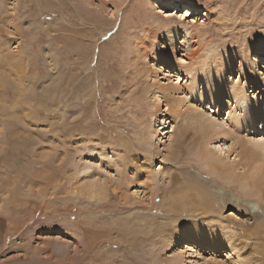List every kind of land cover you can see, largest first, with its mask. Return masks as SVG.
Masks as SVG:
<instances>
[{
    "label": "rangeland",
    "instance_id": "374dc122",
    "mask_svg": "<svg viewBox=\"0 0 264 264\" xmlns=\"http://www.w3.org/2000/svg\"><path fill=\"white\" fill-rule=\"evenodd\" d=\"M238 1L0 0V61L7 68L5 53L29 51L25 85L4 74L0 87V264H170L177 254L182 264H238L236 252L246 264H264V201L209 171L194 128L180 117L207 114L232 135L213 144L225 162L256 167L244 149L248 132L235 124L264 108V55L241 50L244 42L264 47V0ZM219 12L232 20L224 30ZM229 49L232 67L212 80L221 101L194 98V65L207 52L220 65ZM215 76L208 71L195 86ZM158 83L173 88L174 123L150 120L149 91ZM165 122L164 137L156 132ZM254 129L252 140L264 139L262 113ZM85 178L101 192L88 186L79 194ZM222 194L232 203L219 205L214 195ZM188 226L214 245L205 237L178 242ZM222 235L238 251L219 246Z\"/></svg>",
    "mask_w": 264,
    "mask_h": 264
},
{
    "label": "bare ground",
    "instance_id": "6f19581e",
    "mask_svg": "<svg viewBox=\"0 0 264 264\" xmlns=\"http://www.w3.org/2000/svg\"><path fill=\"white\" fill-rule=\"evenodd\" d=\"M161 1H162L161 6L163 7L164 5L167 4L168 0H161ZM241 2H242V0L238 1L237 6L240 5ZM177 3H178V1H176L174 6H176ZM188 6L192 10H197L201 14H204V17L206 16V18L208 20L211 18V14L209 13L208 7L201 6V5L194 3V2H190V4ZM157 7L160 8V5ZM184 11H187L186 12L187 14L190 13V9H187ZM216 18H217L218 27L222 28L223 30L228 28L229 25L232 23V20L229 17H227V15L224 12H219L216 15ZM177 38H178V34H173L171 36V39L169 38L170 47H171V49H169L170 56L175 55L172 47H174V44H175ZM241 50H242V53H245L246 55L250 53V50L258 52V54H260V56L264 55V47L262 44L255 45L253 43L249 44L248 42H244L241 45ZM28 53H29V51L27 50V48H24L23 46L19 47L17 50L12 48L11 52L5 53L6 56L9 58L10 63L8 64V67L5 68L4 63H2L0 61V87L3 86L5 83L4 74H7V75L11 74V77L12 76L17 77L18 78L17 82L19 81L21 87L25 85L24 77L26 74L25 73L26 68H28ZM236 56L237 55L234 53V51H232V49H229L227 51V61L222 60L220 65H219L217 62L216 55L215 54H209L207 52L206 56L203 57L201 64H195L194 65L193 70H196V76L194 78L193 77L190 78L191 81L194 83V87H195L194 98L196 97V99H199L201 102H204L205 100L209 99L213 102V104L220 102L221 101L220 99H222L221 98L222 95L220 94L221 89L219 86H216V88H214V83H212V80L220 77L222 75V71L224 69H226V67L229 66L231 68L232 64H233L232 61L235 60ZM189 67L190 66H188V68ZM2 69H6V70H2ZM217 69H220V70L217 71ZM208 71H210L211 74L214 72L216 76L214 78L209 77V80L204 85L203 89L199 90L198 87L195 85L197 84L198 81H201V79L208 78ZM160 85L161 84H159V86H157L156 84H153L152 87H150V91H149V93H150L149 98L150 99H149V102L147 104L148 111L150 114V120L153 121L154 117L158 116V117H164V118H166V121L169 120L171 123L172 122L174 123V121L176 120L175 119L176 117L174 118L173 112H175V114L177 112L178 117H179L180 112H179V109H177V107H176V98L173 95V88H170L171 87L170 86L169 89H166L164 87V84L162 86H160ZM210 86H212L213 88ZM241 96L242 95H240V92L235 91L232 98L236 99L238 101V103L239 102L241 103ZM161 102H164L166 104V110L165 111H161ZM243 104H245V102ZM257 113H262V115L264 117V108L263 107L261 109L258 108V110L251 109L249 112H247L245 114L244 120L240 119V120L236 121V124H235V128L237 127V130H239V131L247 130V132H248V136H245V138H244V140H246V141H244V144H245L244 149L247 150V152L249 153V155L252 158H256V160L252 159L253 163H255L254 165H256V167H253L250 169H247L240 162H234V163H230V164L226 163L225 158H223L221 156V154H219V152L222 153V151L224 150L222 148V146H220V147L217 146L218 147V152H217V148L215 146H216V144H218L219 139L222 136L227 137L228 140H233V138H232V135H229L225 131L220 132V130L222 129V126H220L217 123L212 122L209 119L207 114L204 115V114H200L198 112L196 115H193L190 113H186V115H185L183 113L182 115H180V117L187 119L188 122L190 123V125L194 128V131H195L196 136H197V142L195 143L197 148L195 149V151L199 155V157L204 160L209 171L216 172L219 175H221L222 176L221 179L228 186L233 185L235 183V184H239L243 190L250 188L251 190L256 191L257 194L255 196L258 198H261V200L264 201V166H263L264 165L263 164L264 158L261 157L264 155V139H261L259 141H254L255 139L252 140L253 139L252 137H254L253 136L254 133H256V131L254 129V124H255V115ZM150 120L147 122V126H148L147 129L148 130L146 129V127L144 125V130L147 131L146 135L149 137L151 135L152 136L154 135V133L152 134L150 131V124H151ZM155 121H156V119H155ZM165 124L166 125L164 127L162 126L161 130L156 132V134L158 133L159 135L165 137V135H167L169 133L168 132L169 127L167 126L166 122H165ZM250 130H253V131H251L252 132L251 134H250ZM149 131H150L151 135L149 134ZM166 131L168 133H166ZM161 132H164V133L161 134ZM233 137H234V135H233ZM246 137H247V139H246ZM213 144L215 146H213ZM232 145L233 144H231L230 147H226V148L230 149V148H232ZM249 147H250V149H249ZM229 152H230V150H229ZM258 159H260V160H258ZM241 161H242V159H241ZM261 161H263V162L261 163ZM90 179L85 178L84 183L81 184V186L76 187V190H78L79 194L83 195L88 186H90L89 191L92 192L93 194H95L96 192H101V189L99 187L92 185V184L91 185L86 184L90 181ZM209 196L210 195L205 196V198L209 200ZM214 196L220 198L219 205H221V206L227 205L226 202H229V204L232 203L229 199H227L225 194H222L221 196H219V195H214ZM239 207L241 208L242 205H240ZM173 211L175 212L178 210L173 209ZM235 213L238 214L239 216H243V215H240L239 211H236ZM253 217L258 218V215H256V216L253 215ZM227 225H228L227 228H228L229 232H231V233H234L235 231L238 230V228L243 227V226H240L241 222H238L235 227H233L231 224H227ZM202 228L206 229L205 225ZM199 230L200 229H196V228L192 229L190 226H188L186 229L181 228L179 233H181L182 236H180V238L178 239V242H181V241H183V242H192V241L198 242V241H200L201 237L202 238L205 237V239H206L205 243L206 244H208L210 246L214 245V244L210 243V239H208V237L205 235V233H207V232L202 231V232H200L201 235H199L198 234L199 232L196 233ZM205 231H207V230H205ZM222 231H223V229H222ZM220 239L221 240H220L219 246H225L227 244L228 248L233 247V248H231V252H233L232 251L233 249L234 250L237 249V251H238V246H235V244L234 245L231 244V239L234 240L232 238V236H229V240H230L229 243H225V240L228 238L224 235L220 236ZM181 244H182V242H181ZM215 244H217V243H215ZM238 254H239V252H236L233 254L234 257L238 260V264L248 263V262H243L242 260H240L238 257ZM182 263H183L182 255L177 254L173 258V260L171 261L170 264H182Z\"/></svg>",
    "mask_w": 264,
    "mask_h": 264
}]
</instances>
